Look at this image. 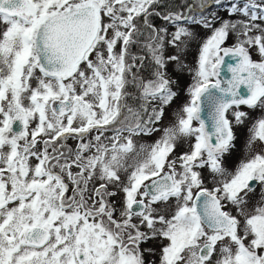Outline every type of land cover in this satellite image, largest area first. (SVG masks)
Masks as SVG:
<instances>
[{
	"label": "snow or ice",
	"instance_id": "1",
	"mask_svg": "<svg viewBox=\"0 0 264 264\" xmlns=\"http://www.w3.org/2000/svg\"><path fill=\"white\" fill-rule=\"evenodd\" d=\"M169 3L0 0V264H264V0Z\"/></svg>",
	"mask_w": 264,
	"mask_h": 264
},
{
	"label": "rangeland",
	"instance_id": "2",
	"mask_svg": "<svg viewBox=\"0 0 264 264\" xmlns=\"http://www.w3.org/2000/svg\"><path fill=\"white\" fill-rule=\"evenodd\" d=\"M193 3H196V0H194ZM181 5H183V4H181ZM181 10H183V9H181ZM169 29H170V31L175 30L172 27H169ZM195 31L199 33V35L196 38L197 43L190 44L188 51H187V56H186V63L191 67H194V65H195L198 42L201 38L206 37L205 31L196 30V27H195ZM227 43L232 44L233 43V37L230 36V38L226 42V44ZM226 46H228V45H226ZM141 54H143V53H135V55H141ZM254 58L258 59V57H255V56H254ZM138 71L139 70H137L135 72L138 73ZM170 71H171V68H170ZM178 79H179V86H178L179 96L170 106L165 108L164 118L157 125V127L160 128L161 131L155 132L151 135L134 137L133 139L137 144H152V143H154L163 134V131H162L163 128L169 127L173 123H175L176 118H177V113L179 112L181 105L188 99L186 89H187L188 85L192 82L191 74H189L187 72H185L183 75L179 76ZM242 110L249 112L250 119L247 120L243 126H238L235 129L237 136H238V139L236 141V149H235L236 153L234 152V159L231 160L232 162L230 161V159H227V158L225 159V164L230 171L233 170L235 168V166L240 162V160L243 159L247 155V152L243 146H244L246 138L248 136V128L251 126V123L254 122V120L259 118L261 115H264V110H261V109H256L255 111H253L251 109H247V107H242ZM194 125H195V122H194ZM93 134L95 135L96 133L93 132ZM104 143H108V141L105 140ZM184 147L186 148L187 145H185ZM229 155H227L228 158H229ZM129 163H131V160H129ZM116 199L118 200L119 196ZM253 199L255 200L256 197H253Z\"/></svg>",
	"mask_w": 264,
	"mask_h": 264
},
{
	"label": "trees",
	"instance_id": "3",
	"mask_svg": "<svg viewBox=\"0 0 264 264\" xmlns=\"http://www.w3.org/2000/svg\"><path fill=\"white\" fill-rule=\"evenodd\" d=\"M173 4L177 7V8H181V4H177L176 1L174 0L173 2L169 3V7H172ZM213 11H219L220 14L222 16H224L225 18H228V15L226 12H224L223 10L221 9H218L216 7H212L210 9H205L204 10V14L205 15H209L211 14V12ZM196 14V13H194ZM154 21L155 25L158 26V27H171L170 25H168L166 22H164L161 18L159 17H155V18H150ZM196 30H199V31H205V35H209L210 32L207 30V29H204L203 27H196ZM226 45L230 46L231 43H227ZM132 52L135 54V53H143V51L140 50L139 46H133L132 48ZM141 54V55H143ZM152 65V61L149 59H146L144 65L142 67H140L138 70V74L141 75V76H150L151 73L154 71L153 67L151 66ZM256 110V109H255ZM253 110V111H255Z\"/></svg>",
	"mask_w": 264,
	"mask_h": 264
},
{
	"label": "flooded vegetation",
	"instance_id": "4",
	"mask_svg": "<svg viewBox=\"0 0 264 264\" xmlns=\"http://www.w3.org/2000/svg\"><path fill=\"white\" fill-rule=\"evenodd\" d=\"M174 0H170V3L171 2H173ZM176 1V3L177 4H192L193 2H194V0H175ZM210 2V1H209ZM196 3L198 4L199 3V0H196ZM160 18V17H159ZM134 54V53H133ZM139 68H137L136 70L134 69V71H137ZM129 91L130 92H132V94H133V96H135L137 93L135 92V90L134 89H129ZM128 103H133V101L132 100H129L128 101ZM242 107H246V106H242ZM248 109V108H247ZM112 133H106L105 135H107V136H110ZM153 134V133H152ZM92 135H94V134H92ZM141 136H144V135H141ZM138 137H140V136H138ZM76 143H77V141L76 140H74V139H68V141H67V144H68V146L69 147H72V148H75V146H76ZM234 152L236 153V151H233L230 155H229V158H228V156L227 157H225V159L227 158V159H230V161L232 160V159H234ZM232 162V161H231ZM254 200V199H253Z\"/></svg>",
	"mask_w": 264,
	"mask_h": 264
},
{
	"label": "water",
	"instance_id": "5",
	"mask_svg": "<svg viewBox=\"0 0 264 264\" xmlns=\"http://www.w3.org/2000/svg\"><path fill=\"white\" fill-rule=\"evenodd\" d=\"M227 59V58H226ZM223 74V73H222Z\"/></svg>",
	"mask_w": 264,
	"mask_h": 264
}]
</instances>
